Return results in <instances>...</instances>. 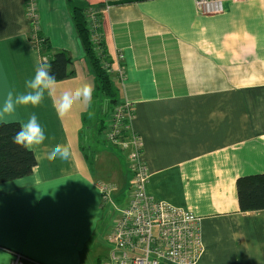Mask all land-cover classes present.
Wrapping results in <instances>:
<instances>
[{
    "label": "crops",
    "instance_id": "1",
    "mask_svg": "<svg viewBox=\"0 0 264 264\" xmlns=\"http://www.w3.org/2000/svg\"><path fill=\"white\" fill-rule=\"evenodd\" d=\"M38 45L25 0H0V96L24 90L38 65L60 51L72 62L35 108L21 107L0 124L35 112L47 139L31 150V175L0 184V264L13 254L34 264H102L112 245L107 207L128 203L129 151L107 140L114 108L134 107L132 128L143 142L146 191L200 218L205 253L198 264H264V210H241L238 181L264 175V0H228L203 16L194 0H36ZM97 14L103 64L113 104L98 92L73 21V9ZM92 14V13H91ZM123 55V61L119 60ZM93 87L91 103L59 109L66 87ZM87 125V126H86ZM86 141L91 152L88 151ZM66 144L67 160L49 157ZM111 186L104 203L102 188ZM123 207V208H124Z\"/></svg>",
    "mask_w": 264,
    "mask_h": 264
},
{
    "label": "built area",
    "instance_id": "2",
    "mask_svg": "<svg viewBox=\"0 0 264 264\" xmlns=\"http://www.w3.org/2000/svg\"><path fill=\"white\" fill-rule=\"evenodd\" d=\"M27 17L33 24V39L42 45L38 37L39 15L36 0H25ZM196 10L203 16H217L225 12L228 0H194ZM92 13V14H91ZM90 13L91 26L97 34V14ZM123 55L119 60L123 61ZM107 73L115 72L119 80L125 79L124 69H113L105 65ZM134 107L125 102L119 103L112 115L107 131V140L113 146L129 151V161L133 175L127 205L120 210V216L109 236L112 245L110 258L102 264H198L205 253L200 218L192 212L155 200L147 194L146 186L150 178L143 161V142L132 128ZM114 190L102 188L104 203ZM11 264H34L30 259L14 253Z\"/></svg>",
    "mask_w": 264,
    "mask_h": 264
},
{
    "label": "trees",
    "instance_id": "3",
    "mask_svg": "<svg viewBox=\"0 0 264 264\" xmlns=\"http://www.w3.org/2000/svg\"><path fill=\"white\" fill-rule=\"evenodd\" d=\"M73 21L83 50L92 67L97 90L113 104H118L117 89L103 64L104 44L94 43L92 30L85 11L73 9ZM72 62L65 51L58 52L47 64L57 77V82L70 77L69 66ZM18 123L0 124V184L21 179L32 174L37 161L29 149H22L12 143V136L18 130ZM238 196L241 210H264V175L243 177L238 181Z\"/></svg>",
    "mask_w": 264,
    "mask_h": 264
},
{
    "label": "clouds",
    "instance_id": "4",
    "mask_svg": "<svg viewBox=\"0 0 264 264\" xmlns=\"http://www.w3.org/2000/svg\"><path fill=\"white\" fill-rule=\"evenodd\" d=\"M57 77L50 71L48 65H38L33 75L24 82V90L20 92L9 91L0 96V122L11 118L19 108L29 105L37 107L55 86ZM93 87L89 83L76 88L66 87L59 96V109L66 110L74 100L83 99L91 103ZM12 143L22 149H31L41 145L47 139L46 131L38 115L32 112L28 118L19 124L18 130L12 136ZM49 157L61 160L69 159L70 147L66 144L53 143L49 146Z\"/></svg>",
    "mask_w": 264,
    "mask_h": 264
},
{
    "label": "rangeland",
    "instance_id": "5",
    "mask_svg": "<svg viewBox=\"0 0 264 264\" xmlns=\"http://www.w3.org/2000/svg\"><path fill=\"white\" fill-rule=\"evenodd\" d=\"M94 43H95V45H97L99 42H94ZM86 146H87V149L90 146L87 141H86ZM88 151L91 152V149L89 148ZM106 207H107L106 211L108 212L107 213V221H108V224H109V226H108V229H109L110 227L113 226L114 221H116L119 218V216H120V210L124 207V205H123V203L122 204H117V205H110V204H108V206H106ZM25 258H27V257H25Z\"/></svg>",
    "mask_w": 264,
    "mask_h": 264
}]
</instances>
